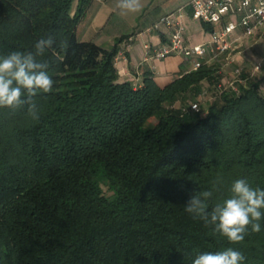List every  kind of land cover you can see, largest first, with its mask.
Wrapping results in <instances>:
<instances>
[{"label": "trees", "instance_id": "trees-1", "mask_svg": "<svg viewBox=\"0 0 264 264\" xmlns=\"http://www.w3.org/2000/svg\"><path fill=\"white\" fill-rule=\"evenodd\" d=\"M92 2L0 0V57L54 41L36 58L53 81L32 98L39 120L0 107V264H192L228 248L264 264V217L231 243L185 211L203 191L211 211L237 179L264 189V65L235 89L207 65L135 88L115 64L128 37L79 41ZM205 82L218 92L194 111Z\"/></svg>", "mask_w": 264, "mask_h": 264}, {"label": "clouds", "instance_id": "clouds-1", "mask_svg": "<svg viewBox=\"0 0 264 264\" xmlns=\"http://www.w3.org/2000/svg\"><path fill=\"white\" fill-rule=\"evenodd\" d=\"M116 8L122 13H139L143 5L141 0H117ZM53 43L51 37L41 38L36 41L34 52L14 51L0 57V107L16 109L27 105L29 116L39 120V111L32 98L37 92H50L53 81L47 72L49 64L36 58L44 56ZM229 191L231 196L216 203L211 211L208 210V200L212 192L196 193L185 206V211L194 219L202 220L206 227L211 226L214 233L229 242L240 243L248 226L252 232L261 230L264 189L253 188L245 179H237ZM244 259L241 252L228 248L222 252L198 254L192 264H241Z\"/></svg>", "mask_w": 264, "mask_h": 264}, {"label": "crops", "instance_id": "crops-1", "mask_svg": "<svg viewBox=\"0 0 264 264\" xmlns=\"http://www.w3.org/2000/svg\"><path fill=\"white\" fill-rule=\"evenodd\" d=\"M191 1L141 0V12L122 13L116 8L117 0H93L77 28V37L81 42H94L108 49L114 47L117 39L128 37L119 45L115 61L120 81L143 84L145 74L150 73L156 84L165 88L190 72L191 63L181 56H170L164 60L152 58L151 54L160 48L166 38L158 33H149L148 28L164 15L183 11L186 43L190 46L209 44L215 27L192 19ZM207 25L212 28L211 31L206 29ZM241 33L237 31L236 36ZM248 39L243 38L241 45Z\"/></svg>", "mask_w": 264, "mask_h": 264}, {"label": "built area", "instance_id": "built-area-1", "mask_svg": "<svg viewBox=\"0 0 264 264\" xmlns=\"http://www.w3.org/2000/svg\"><path fill=\"white\" fill-rule=\"evenodd\" d=\"M190 7L193 20L215 27L211 42L188 45L185 39L183 11L167 14L148 28L149 33H158L166 38L160 48L151 54L152 58L164 60L170 56H181L191 63V71H195L238 50L243 38H250L264 31V0H192ZM239 30L242 33L236 36ZM146 48L149 50L150 46ZM262 65L258 64L255 70L261 71ZM236 74L239 78L228 88L235 89L236 83L243 82L240 78L241 71L237 70ZM134 87L140 88L142 83L137 82ZM218 88L221 90L222 86L219 85ZM191 109L199 111V104H192Z\"/></svg>", "mask_w": 264, "mask_h": 264}, {"label": "rangeland", "instance_id": "rangeland-1", "mask_svg": "<svg viewBox=\"0 0 264 264\" xmlns=\"http://www.w3.org/2000/svg\"><path fill=\"white\" fill-rule=\"evenodd\" d=\"M227 20L228 17L225 18V21ZM258 64L264 65V32L250 37L238 48V50L221 57L217 62L207 66L215 70L218 76V83L223 89L228 88L231 83L239 78L236 74L237 70H240L241 74L246 73L250 74L252 77H262V70L259 72L255 70ZM219 85H217V88ZM213 86V83H206L204 92L206 95H203V93L201 97H199V107L201 106L203 109H206L208 104L213 100L211 97L212 93L216 94L218 92ZM176 105L179 107L178 103ZM105 191L107 195L112 194L106 187Z\"/></svg>", "mask_w": 264, "mask_h": 264}]
</instances>
